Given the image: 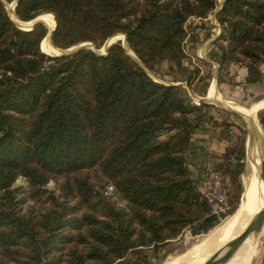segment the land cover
Returning a JSON list of instances; mask_svg holds the SVG:
<instances>
[{
    "label": "trees",
    "instance_id": "16d2710c",
    "mask_svg": "<svg viewBox=\"0 0 264 264\" xmlns=\"http://www.w3.org/2000/svg\"><path fill=\"white\" fill-rule=\"evenodd\" d=\"M218 2L18 0L15 15L25 23L52 15L51 41L60 50L85 43L98 50L125 35L158 80L184 82L196 92L211 74L194 56L184 64L191 57L186 43L196 37L189 31L198 27L187 23L208 18ZM216 18L221 64L244 68V82L262 92L264 0H224ZM47 33L43 23L17 28L0 0V258L129 264L128 253L157 252L186 228L193 235L213 229L218 221L190 179L184 154L202 124L232 125L206 119L208 105L192 104L181 86L154 80L121 41L106 55L85 48L50 57L41 50ZM160 66H167L162 75ZM92 170L103 176L101 192L84 175ZM18 179L27 186H16ZM51 181L57 194L46 188ZM35 197L48 207L39 214L23 210ZM232 206L230 216L237 201Z\"/></svg>",
    "mask_w": 264,
    "mask_h": 264
},
{
    "label": "rangeland",
    "instance_id": "374dc122",
    "mask_svg": "<svg viewBox=\"0 0 264 264\" xmlns=\"http://www.w3.org/2000/svg\"><path fill=\"white\" fill-rule=\"evenodd\" d=\"M1 1L6 6L7 10H8V7L13 6L12 12H9L10 16H12L11 14L13 13V9H14V0H12V1L1 0ZM218 7H219V5H217L216 10L218 9ZM216 10L214 11L213 14H211L208 18H206L204 20L190 19L188 21V23H187L188 27L187 28H192L194 25H197L198 27L196 28V30L191 29V31H189V34L195 33L196 37H195L193 42L188 40V42L186 43V50L188 51V54L191 57L186 58L184 60V64L190 66V60L194 61V58H192V56H194L197 59H199V57H201V59H207V60L210 59L209 56L207 55L208 51H206L205 55H204V54H202V50L204 47L212 45L214 42H220V39H221V36L223 33L221 26L217 22ZM215 13H216V15H215ZM45 15H50V14H45ZM45 15H41V16H45ZM41 16H39V19ZM52 18H53V16H52ZM53 21H54V19H53ZM54 25H55V21H54ZM46 26L49 29L54 28V26L51 28L47 24H46ZM25 27H26V28H24L25 30L29 29L28 28L29 26H25ZM114 39H118L121 41V39H123V38L121 37V35H118V36L116 35V37H114L112 40H114ZM42 44H46L47 48H49V46H48L49 44H48V41L46 39H44L42 41ZM42 44H41V49H42ZM85 44L92 45L91 43H85ZM77 46H79V45H77ZM102 47L98 50H101ZM51 49H52V47H51ZM52 50L56 54H49V53H46V54H49L52 56L58 55V51L56 49H52ZM215 50H217V48ZM43 53H45V52L43 51ZM200 65L205 70V72L208 71L207 70L208 66H207L206 62H204L202 60ZM166 68H167V66H165V67L160 66L157 68L156 71L160 75H162V72H165ZM146 71L150 76L153 75L147 69H146ZM218 76L220 78L219 81L221 82L222 81L221 78H223V77H221V73L218 74ZM153 77L155 78V80L161 81V80H158L154 75H153ZM173 77H179V76L178 75H172L171 78H173ZM214 78H215V75L211 74V78L206 80L203 84H201L198 87L196 84V87H197V89H195L196 92H194L191 88H188L187 84L184 82L169 83L167 81V79L163 80L161 82L166 84V85H169V86H170V84H178L177 86H181L183 88L182 93L184 95H188L192 104H194L196 106H198L202 103V102H199L197 97L208 98L209 91L211 88H214L216 95H217V98L219 99L218 102L219 101L222 102V106L225 109H223L220 105H216V104L210 102V103L206 104V105H208V108H203L202 112L203 111L206 112L205 113L206 119H208L209 117H212L213 121H214V118H216L215 121H217V122L222 120V121H225V122L232 125V129L227 132L229 137L232 139L231 148L228 149L225 156L222 158L221 161L218 162L217 165L213 166L209 162V163H205L203 166H205L207 164L211 165L214 168H216L217 171L220 172V174L222 176V187H223L225 194L227 195L229 206L232 209V207H233L232 204H234V202L236 203V201H237V204L239 206L242 195H243L244 190L246 188V185L248 183L247 180L249 179V172L247 169L248 163H249V157L246 153V144H247V139L249 136L248 129H250V126H248V124L246 123V121H248L247 119H245L242 116L240 117V116L234 114L233 112H231L230 108L235 107V106H229L228 104H226V103H231L232 101L226 100L225 98L220 96L219 92L217 91L216 82H215ZM259 91H260V89H259ZM259 91L257 94L254 95V97L253 96H247V95H244L245 97L239 96L240 99L243 100V102L241 103V105H242L241 107L245 108V109H251L257 102L263 100L264 98L257 101L258 98L262 97V95L260 94L261 92L259 93ZM191 93H193L194 96ZM234 103L235 102H233L231 104L234 105ZM203 104H205V103H203ZM235 105H237V104L235 103ZM211 122H206V123L212 124ZM254 123L258 126V128L261 130V132L263 134L264 133V108L261 109L257 113L256 122H254ZM186 152H187V150H186ZM186 152L184 154V160H185ZM259 161H260V159H258V162ZM185 163H186V161H185ZM236 169H238L240 171L239 174H237ZM84 175L88 176V178L90 179V182L94 185V188L96 190H98L99 192L102 191L101 187L104 185V180H103L102 174L99 171L92 170V171L85 173ZM258 176L261 178V181L264 180V153L261 156V162H260V166H259V170H258ZM190 179L192 180V178H190ZM192 181L195 182V180H192ZM15 185L16 186L23 185L24 187L27 186L24 179H18L16 181ZM56 187H57L56 182L51 181L47 185L46 188L49 191H55ZM57 193L58 192L56 190L55 194H57ZM113 201H117V199L114 198ZM47 207H48V204L44 200V198L35 197L32 199L28 198L25 206H23L22 208H23V210L31 208L33 212H35L36 214H39L40 212L44 211ZM229 217H230V215H227L225 218L218 221V224L213 229H211L210 231H208L205 234L193 235L191 233L190 229L186 228L185 230L182 231V233L180 234V236L178 238L170 241L168 244H165L157 252H154L150 248L143 249L142 250L143 253L141 255H138V256L133 255L132 253H128L126 256V259H131V263H129V264H175V263L177 264L181 260H183L182 258L185 257V255L187 254L189 249H192L193 246L201 245L202 242L206 239V237L211 232H214ZM210 252L211 251H209L208 253H210ZM66 259H68V256H66ZM0 264H11V263L6 259L0 258ZM63 264H66V263H63ZM244 264H264V232L262 234V237L258 240L257 244L255 245L254 249L252 250L251 254L247 258V260L244 262Z\"/></svg>",
    "mask_w": 264,
    "mask_h": 264
},
{
    "label": "bare ground",
    "instance_id": "6f19581e",
    "mask_svg": "<svg viewBox=\"0 0 264 264\" xmlns=\"http://www.w3.org/2000/svg\"><path fill=\"white\" fill-rule=\"evenodd\" d=\"M12 7H8L9 12H12ZM40 19L44 21L49 27H53L54 21L51 15L41 16ZM120 37V36H119ZM118 37V38H119ZM122 37V36H121ZM123 38V37H122ZM123 40V39H121ZM42 44V50L45 53L56 54L51 46ZM211 103L222 106V102H218V98L214 88L209 91L208 98H205ZM231 107V111L240 114L245 119L250 128H254V137H258L260 143L256 142L252 147L248 149V183L242 195L241 201L236 212L226 219L214 232H211L206 239L199 246H193L189 249L183 260L177 264H211L214 258L221 252L226 245L238 237L244 229L247 227L250 220L260 211L264 206V180L261 181L258 176V170L261 162V156L264 153V133L254 123L256 122V116L260 109L264 108V99L257 102L251 109L242 108L239 105H232L226 103ZM251 121V122H250ZM252 126V127H251ZM257 132V135L256 133ZM258 159L260 161L258 162ZM264 228L258 236H248L243 239L238 246L229 254L223 264H244L258 240L262 237ZM211 251L210 253H208ZM176 264V263H175Z\"/></svg>",
    "mask_w": 264,
    "mask_h": 264
},
{
    "label": "crops",
    "instance_id": "0c3cea01",
    "mask_svg": "<svg viewBox=\"0 0 264 264\" xmlns=\"http://www.w3.org/2000/svg\"><path fill=\"white\" fill-rule=\"evenodd\" d=\"M215 49L216 46L214 43L204 47L202 54L205 55V52L208 51L207 55L210 59H201V57H199V59L206 62L208 66L207 70L210 71V74L215 75L214 79L220 96L226 100L232 101L231 103L235 102L237 105L242 106L241 103L243 100L240 99V97H245L244 95L254 97V95L258 93L260 87L250 86L244 82L246 72L241 66L233 64L228 66L222 65L219 59V52ZM220 73L221 77H223L221 78V82L218 76ZM260 94L262 97L258 98L257 101L264 98V90ZM214 119L216 120V118ZM228 131L229 130L223 127L204 123L191 135L185 161L192 180L198 178L200 168L205 163L210 162L213 166L217 165L225 156L228 149L231 148L232 139L227 134ZM255 133L257 135V132ZM258 143H260L259 140Z\"/></svg>",
    "mask_w": 264,
    "mask_h": 264
},
{
    "label": "water",
    "instance_id": "95a60500",
    "mask_svg": "<svg viewBox=\"0 0 264 264\" xmlns=\"http://www.w3.org/2000/svg\"><path fill=\"white\" fill-rule=\"evenodd\" d=\"M17 2L18 0H14V9H13V13L11 14L12 16H10L9 14V11L7 10L6 6H5V9L8 13V16L9 18L11 19V21L16 25L17 28H19L20 30H23V31H31L33 29V27L36 25V24H39V23H43L45 26L46 24L44 23V21H42L41 19L36 18L30 22H21L15 15V7L17 5ZM224 3V0H219L218 2V9L216 10V13L222 8V5ZM215 13V15H216ZM54 19V18H53ZM55 21V20H54ZM25 26H29L28 30H25L24 28H26ZM46 28L48 29V33L46 35V37L44 39H46L48 41V44L53 48V49H56L58 51V55H49V54H46L50 57H65V56H69V55H72V54H75L76 52H78L79 50L81 49H91L92 51L96 52L97 54L99 55H106L107 54V50L115 43H117L118 39H114L112 40L114 37L108 39L101 50H96L92 45H87V44H81L79 46H74V47H71L67 50H60V49H57L55 48L53 45H52V41H51V37H52V34L53 32L55 31V28H56V24L54 26L53 29H49L47 26ZM118 36V35H117ZM123 37V40H121V43H122V47L124 49V51L126 52V54L131 57L133 60H135L137 63L140 64V66L146 71V68L143 67V65L140 63V61L137 59V57L134 55V53L131 51V49L129 48L127 42H126V36L125 35H121ZM42 50V49H41ZM43 52V51H42ZM147 72V71H146ZM154 80L155 78L153 77V75L151 76ZM157 81V80H156ZM166 85V84H165ZM178 84H170V86H177ZM169 86V85H168ZM193 96L194 94L191 93ZM197 99L199 100V102H202V103H205V104H208L210 103L208 100H206L205 98H200V97H197ZM223 108V107H222ZM225 109V108H223ZM233 112V111H231ZM234 114L238 115L241 117L240 114H237L235 112H233ZM254 128H250L248 129V133H249V136H248V139H247V144H246V153L248 155V149L249 147H252L254 144H256V142H258V139L256 137H254ZM259 179L261 180V178L259 177ZM264 228V206L260 209V211L250 220V222L248 223L247 227L244 229V231L238 235V237H236L235 239H233L232 241H230L226 247L218 253V255L214 258V260L211 262V264H223V262L227 259V257L229 256V254L238 246V244L243 240V239H246L248 236H258L262 230Z\"/></svg>",
    "mask_w": 264,
    "mask_h": 264
},
{
    "label": "built area",
    "instance_id": "2783aa9c",
    "mask_svg": "<svg viewBox=\"0 0 264 264\" xmlns=\"http://www.w3.org/2000/svg\"><path fill=\"white\" fill-rule=\"evenodd\" d=\"M194 185L205 201L210 216L220 221L229 215L231 208L222 187V176L216 168L208 164L201 167Z\"/></svg>",
    "mask_w": 264,
    "mask_h": 264
}]
</instances>
